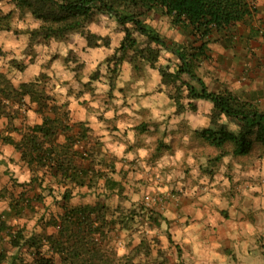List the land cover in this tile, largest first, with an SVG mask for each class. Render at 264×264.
<instances>
[{
  "label": "crops",
  "instance_id": "crops-1",
  "mask_svg": "<svg viewBox=\"0 0 264 264\" xmlns=\"http://www.w3.org/2000/svg\"><path fill=\"white\" fill-rule=\"evenodd\" d=\"M239 25L243 24H237L235 29ZM243 27L246 36L242 39H249L246 50L252 46L250 52L256 58L258 52L263 57L264 40L259 41L264 34V16L252 17ZM78 38L72 40H77L76 47L71 40L66 45L61 41L59 47L50 45L37 53L23 75L19 73L16 77L20 83L33 81L41 74L46 76L51 92L64 104L70 122L87 128L91 159L96 168L101 167L105 177L96 188L74 187L72 194L78 189L95 190L97 198H114L113 213L123 209L146 219L148 215L155 217L162 232L160 243L169 245L170 252L176 250L171 260L174 264H264V161L231 155L216 160L218 151L192 134L209 126L208 105L200 109L198 103L203 101L196 100L194 109H190L183 93L178 101L184 108L177 112L169 89L160 86V74L149 67L145 68L146 77H138L133 71L135 67L123 65L122 72L110 78L108 69L99 64L106 49L86 47L85 40ZM236 38L233 35L227 43H221L227 49L235 45ZM69 50L83 63L78 72H64L60 60L50 57L55 53L66 55ZM262 57L257 59L259 65L264 63ZM97 70L99 76L92 79ZM0 120H4L6 127V119ZM40 122V115L28 110L14 120L17 130L9 136L16 135L13 139L18 141L25 126ZM57 140L61 143L64 137L59 135ZM5 146L9 154L16 152L12 146ZM19 162L27 169L26 177H21L26 180L21 188L34 189L37 184H27L32 177L30 171L20 158ZM0 166V191L11 183L16 186L11 174H3L11 167L10 162L1 160ZM47 177L41 189L37 186L41 192L50 187L46 186ZM105 180L115 183L106 186ZM57 186L65 189L63 185ZM5 201L0 212L7 210ZM76 204L104 205L107 214L109 210L100 198L92 201L82 198Z\"/></svg>",
  "mask_w": 264,
  "mask_h": 264
},
{
  "label": "trees",
  "instance_id": "trees-1",
  "mask_svg": "<svg viewBox=\"0 0 264 264\" xmlns=\"http://www.w3.org/2000/svg\"><path fill=\"white\" fill-rule=\"evenodd\" d=\"M6 1L13 9L7 13L0 11V31L10 30L13 11L28 14L36 23L24 32L28 49L40 43L63 41L75 33L84 38L86 47H96L94 43L100 37L88 31L87 25L100 15L114 18L123 34L117 51L132 49L136 44L133 35L136 34L146 38L144 50L151 68L155 69L160 52L158 48L176 57L177 64L173 70L156 69L160 74V86L169 89L177 112L184 108L178 101L182 97L180 91L185 93L186 105L190 109H194L193 101L196 100L210 104L209 126L192 134L218 151L216 160L224 155L248 159L255 148L264 151V110L259 104L241 98L226 88L209 91L198 73L201 62L208 58L210 44L224 42L223 38L231 40L233 27L239 23H250L257 12L255 0ZM150 12L166 17L171 26L183 31L186 36L184 43L169 42L148 26L144 18ZM11 65L22 69L15 60L11 61ZM183 76L186 78L183 79ZM51 90L43 74L33 81L14 85L0 72V117L6 119L0 142L12 146L27 166L32 175L27 184H37L41 189L44 178L49 175L56 180V184L65 187L59 202L62 213L53 221L57 228L55 234L24 239L20 229L11 232V228L1 220L2 217L17 218L30 208L32 201L42 200V195L33 199L25 197V191L17 197H9L7 210L0 212V232H6L14 246H19V241L24 240L32 250V264H57L56 258L59 264H166L164 261L134 262L128 255L116 258L107 248L106 239L117 226L119 230L133 228L135 219L140 217L135 211L122 215L121 209H118L115 216L108 215L104 205L67 206L74 187L96 188L105 175L91 159L87 128L70 122L64 104L59 103ZM28 110L39 114L41 122L25 126L16 141L9 136L17 130L13 122ZM59 135L64 137L61 143L57 140ZM39 173H42L40 177ZM114 183L111 180L104 182L106 186ZM147 218L152 225L158 226L155 217L148 215ZM144 246L141 239L139 248Z\"/></svg>",
  "mask_w": 264,
  "mask_h": 264
},
{
  "label": "rangeland",
  "instance_id": "rangeland-1",
  "mask_svg": "<svg viewBox=\"0 0 264 264\" xmlns=\"http://www.w3.org/2000/svg\"><path fill=\"white\" fill-rule=\"evenodd\" d=\"M255 1L256 7L258 8L257 15L264 16V8L262 7L264 1ZM11 9H13L12 6L6 0L0 1V11L2 13H7ZM257 15L253 17H257ZM10 17H12L9 22L10 30L8 32L0 31V37L3 40V42L0 43V72L5 74L12 84L17 85L18 82L16 77L19 76V73L23 75L26 65L35 59L37 53L38 55L41 54L45 49H48L50 45L54 46L56 44L55 47H59V42L61 41H49L45 44L40 43L33 48L28 49L26 48L27 35L24 32L28 28L34 27L36 23H34L29 18L30 16L25 13L13 11ZM144 22L169 42L180 44L184 43L186 39L183 31L171 26L169 20L159 13H148L144 18ZM243 25H239L236 29L235 27L232 29L234 33L233 35L235 38L237 37L233 47H227L226 49L221 41L210 44L208 58L201 62L198 73L209 91L216 92L222 88H226L241 98L252 102L255 101L259 104L260 108L264 110V63H262V65L258 64L259 62L257 59H261L262 55L258 52L256 58V54L253 51L250 52V50L253 49L252 46L250 47V50H246V47L249 46V39L247 37L246 41L242 39L246 36V28L243 27ZM87 30L93 31L96 36L100 37L97 43H94L97 45L96 48H99L100 50H103V48L106 49L103 50L106 54L103 56V59L99 64L108 69L107 73L110 74V78H114L116 73L122 72L121 68L123 65H126L128 68L135 67V70L133 69V71L138 77H146V67L153 69L149 66L147 58L148 54L144 50L146 44L145 37L134 34L133 37L136 42L134 47L132 49H125V51H117L123 34L114 18L106 15L97 16L87 25ZM263 35L260 37L261 41L259 42L261 43H263L264 40ZM78 37H81V35L75 33L68 36L62 42L66 45V41L71 40V45L76 47L78 44L77 40H74L73 42L72 40L77 39ZM222 40L227 43L228 39L223 38ZM9 43L10 45H8ZM153 48L154 50H157V48ZM158 50L160 52L155 64V69L161 67L166 68L167 70L170 68V71L173 70L177 64L176 57L161 48H158ZM50 57L51 59L55 58L57 61L60 60V63L62 64L61 69H63L64 72H78L83 68V63L78 62V59H76L77 56L72 50H69L68 53L63 56H59L55 53ZM13 60L17 61L22 69H18V66L11 65V61ZM9 64L12 67H10ZM98 76L99 71L97 70L92 75V79H96ZM115 78H117V76ZM185 78L186 77L183 76V79ZM52 85L54 87L53 83ZM183 93V91L179 92V94L182 95ZM203 103L204 102L198 103L200 109H204L203 106L208 105L209 108L207 111L210 112V104L207 102H205L206 104ZM3 121L4 120H0L1 134L5 132V124ZM222 122L226 123V120L224 121V119H222ZM14 137L17 136L13 135V138ZM9 152V149L0 142V161L5 160L11 164V167H7L3 174H11V177L17 181L15 182L16 186H13L12 183L9 186H5L10 193L5 187L2 188L0 191V206L4 207L5 203H2L3 201L6 200L8 203L10 196L17 197L23 189H26L25 197L33 199L36 195H42V200L39 203H37L36 200L32 201L30 205L31 208H26L17 218L2 217L1 220L6 222L11 228V232L20 229L23 232L24 239L35 235L48 236L55 234L57 228L56 225L53 224V221H55L62 213L59 202L60 195L64 189L57 186L58 184H56V180L49 178V175L47 177L48 181L46 186L50 187L43 189L42 192L38 190L37 186L34 189L30 187L21 188V186H18L22 183H26V180H23L21 177H26L27 169L19 162V156L16 152H11L10 154ZM250 158L264 161V151L255 148ZM8 184L10 183L8 182ZM95 192V190H89V192L85 189L75 190L67 206H76V203L81 201L82 198L90 201L100 198V201L108 204V215H118L116 211V213H113L114 198L111 196L97 198ZM116 200L120 201L121 199L117 198ZM121 212L122 215L126 214V211L123 209ZM139 216L140 218L135 219L137 224H134L132 229L119 230L117 226L115 228L116 230H112L106 239L107 248L113 252L116 258L128 255L134 262L164 261L166 264H174L171 260L173 259L172 254H175L176 250L174 249L170 252L169 245L163 246L160 243L162 232L152 225L148 218L146 219L144 216ZM141 239L144 241L145 246L139 248ZM18 245L19 246H14L6 232H0V264H32V250L28 248L24 240H20ZM56 262L59 264L58 258H56Z\"/></svg>",
  "mask_w": 264,
  "mask_h": 264
}]
</instances>
